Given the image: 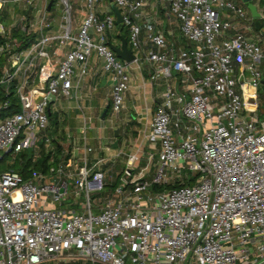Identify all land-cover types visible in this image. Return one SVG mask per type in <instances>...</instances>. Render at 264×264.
<instances>
[{"label":"built area","instance_id":"2783aa9c","mask_svg":"<svg viewBox=\"0 0 264 264\" xmlns=\"http://www.w3.org/2000/svg\"><path fill=\"white\" fill-rule=\"evenodd\" d=\"M97 2L82 0L84 18L75 29L72 0H0V56L6 57L0 74V161L26 149L38 157L42 142L55 151L48 134L50 105L57 95L72 94L73 77L80 87L93 51L112 80V117L124 107L132 63L148 64L149 84L164 81L147 135L157 155H148L139 172L133 168L139 155H128L122 184L113 191H106L109 179L96 168L103 161L91 166L88 155L72 171L54 155L48 172L24 176L13 168L0 170V264L64 258L89 264L262 263L264 46L231 19V14L244 18V29H253L251 12L231 0H166L162 19L145 10V0H112L129 31L135 60L128 64L109 45L116 15L101 19ZM20 3L37 7L35 16H17L19 24L39 19L31 24L33 35L27 23L1 21L6 4ZM49 6L61 14L51 32ZM174 24L185 46L176 42ZM28 35L30 44L21 49ZM61 48L67 51L58 60ZM12 93L19 109L1 117Z\"/></svg>","mask_w":264,"mask_h":264},{"label":"crops","instance_id":"0c3cea01","mask_svg":"<svg viewBox=\"0 0 264 264\" xmlns=\"http://www.w3.org/2000/svg\"><path fill=\"white\" fill-rule=\"evenodd\" d=\"M40 3V2H39ZM113 5L112 0H98L97 2V8L98 12L100 14V17L103 14L110 13L109 10V4ZM146 3V11H148L151 14H157L162 17V19H165L168 14V7H167V2L166 0H145ZM38 4V3H37ZM41 4V3H40ZM79 4L81 6L82 0H79ZM23 9H20V16L23 14H34L37 15V7L35 9H32L31 6L27 5V3H21L19 4ZM29 6V8H27ZM82 7V6H81ZM83 8V7H82ZM48 17L50 18L49 24L46 26V30L48 32L53 31V29L56 28V26L60 23L61 21V14L53 9H51V6L48 7ZM84 9L82 10L81 14L77 16V20L74 19L73 16V24L74 28L77 29V27L80 25L81 21L84 18ZM51 13H54L51 15ZM234 16V14H232ZM60 18L59 23L57 24V18ZM235 18H238L236 15L234 17H231L232 21H234V24L237 26V30L240 32H248V37L254 41H258L261 38V34L257 31V34L253 33L255 28L253 29H244L243 24H245V21L239 22ZM76 21V22H75ZM168 25V22H167ZM174 26V31L176 34V42L185 46L186 41L182 37L180 30L176 24ZM246 30V31H245ZM119 29L114 27V29L109 30L108 33L111 35V41L113 44L120 46L121 44V37L119 36ZM261 35V36H259ZM263 37V36H262ZM181 38V39H180ZM110 40V39H109ZM119 43V44H117ZM145 46L147 48L153 47L152 43L149 41H145ZM130 47V46H129ZM67 49L66 48H61L60 53L58 56V60H61L66 53ZM134 64V63H132ZM145 65V66H144ZM89 73L86 75V77L83 79L81 85L79 88H76L77 86V77H73V84L74 87L72 89V94L70 96H65V95H57L54 99L53 102L50 105L49 109V115L51 113L56 114L58 116L60 125H59V130L58 133L62 136H65V140H58L61 147L62 151L60 154V161L65 160L64 164H66L67 168L69 170H74L77 166L82 164V159L84 155H100L94 156L93 160H96L93 164H96L97 161L102 160V163H99V165L96 166V168H102L106 175L107 178H113L115 174L117 175L118 168L116 167V163L118 162V159L121 157H125L126 163H127V158L128 155L130 154H137L140 157V160L142 159L141 155H143L145 158L148 160V155H151L154 153L157 155L158 150H155L152 147V144L147 138L148 133L151 130V123L154 117L155 109H156V103H159L161 101V95L165 89L164 87V81L162 79L158 80L155 84H149L153 90L155 87L156 89H160V94L156 95L157 99H153L152 102L147 101L146 105L143 107L140 105H136V103L141 101V93L139 90H137L136 83L138 81H145V78H149V66L147 63L143 64L142 66L139 67L136 64L133 67H129L130 70L132 71V74H130L131 77V82H130V88L127 91L125 95V99L127 98H132V104L127 105L124 104L123 111H121L117 116L120 114H123L125 109L128 110V106L131 107V109L137 114V116H131L132 120L131 122L129 121V125H133V135H139L137 138L136 137V142L140 140V143H130L131 146L129 149H125V141H123V132L124 130L120 128V135H119V146L114 147L113 144L116 140L115 139L112 141H109L106 137H98L94 136L95 138L93 139V144L89 142L88 140V127L91 123H93V118H95V112L100 111V116H99V122L104 123L106 119H101V113L103 109L106 107L107 103V98L105 97V89L103 86V78L108 75L103 71V59L97 55V53H93L91 58H90V63H89ZM111 86V85H110ZM147 87V84H145V88ZM112 88V86H111ZM145 93L147 92L146 89L144 91ZM150 97L152 96V91L150 93ZM145 95V99L146 94ZM111 96H112V91H111ZM134 96V98L132 97ZM148 100V99H146ZM262 101V98H261ZM72 102H75L76 105H71ZM155 103V104H154ZM138 108V109H137ZM112 117V111L108 117L109 121L111 120ZM115 119V120H116ZM50 120V119H49ZM85 121L87 122V127L85 128ZM96 121V120H95ZM97 122V121H96ZM115 129V128H114ZM114 129H113V135H114ZM80 131L83 133L82 136H79V134L76 131ZM80 132V135H81ZM86 134V140L84 139V136ZM142 133V137H141ZM56 135H53V137ZM100 142V143H99ZM54 148L55 145L53 144ZM86 146L92 147L93 150L91 152H86L85 148ZM56 150V149H55ZM56 154V153H55ZM69 155V156H65ZM112 162H115L112 163ZM148 163V162H147ZM93 164H90L91 166ZM146 166V165H145ZM144 166V167H145ZM127 167L124 166L121 168L120 174L123 172L124 168ZM153 168V165H152ZM106 169V170H105ZM140 170L136 171L139 172ZM153 172V169H151L150 173H148V178H150L151 174ZM119 175V174H118Z\"/></svg>","mask_w":264,"mask_h":264},{"label":"rangeland","instance_id":"374dc122","mask_svg":"<svg viewBox=\"0 0 264 264\" xmlns=\"http://www.w3.org/2000/svg\"><path fill=\"white\" fill-rule=\"evenodd\" d=\"M233 2L234 5L236 6H239V7H242V9L246 12V13H249L250 10L247 6V3H244L242 0H231ZM256 6L258 7V9L260 11H264V0H252ZM107 2H109V0H107ZM72 3H73V16H74V19L77 20V16H79L83 10V8L80 6L79 4V0H72ZM21 4V3H20ZM109 4V3H108ZM23 6V5H21ZM19 4H13V5H10V4H6L4 6V13L3 15L1 16V21L5 24V25H8V24H17L19 25L20 27L25 25V23H27V21L25 22H22V24H19L18 23V19L17 16L19 15L20 12V9H23ZM109 10H110V14L115 16V13L114 11L112 10V7L111 5L109 4ZM27 8H29V6H27ZM60 12V11H59ZM9 14L12 15L13 19L12 21L10 22V18H9ZM54 13H51V15H53ZM232 17H234L232 14H231ZM16 18V20H15ZM236 20H238L239 22H242L244 21V18H235ZM34 20H35V23H36V20L38 21L39 23V19L35 18L33 20H28V23L27 25H30V29H31V32L32 33L31 35H33L35 29H36V26L33 25L31 26V24H34ZM59 20L60 18L58 17L57 18V24L59 23ZM263 23H264V19H262ZM48 22H50V19H48ZM76 22V21H75ZM75 25V24H74ZM114 27L118 28L117 24L114 25ZM13 30V28H12ZM26 33H29L27 30H25ZM246 31V30H245ZM75 32V31H74ZM24 33V34H26ZM255 34H257V31L254 30ZM91 34H92V39L94 40V42H98V35L96 33H94L93 29H91ZM244 34L248 35V32L246 31ZM30 35V36H31ZM29 35L27 37H30ZM181 39V38H180ZM257 42H259L262 46H264V37H261L260 40H258ZM119 44V43H117ZM93 53H95V51H93ZM135 64H131L129 67H133ZM142 68H143V65H141ZM145 66V65H144ZM75 70L77 71L78 68L76 67ZM129 73L132 74V71L130 70L129 68ZM103 86H104V89H105V97L107 98V102H109V100L112 99V96H111V91H112V80L110 78V75H106L104 78H103ZM145 84H147V87L145 88ZM111 85V86H110ZM136 86H137V90L140 91L141 93V101L136 103V105H140L143 107L146 105V102L147 101H150L152 102L153 99H157L156 98V95H159L160 94V89H156L155 87L151 88V86L149 85V80L147 78H145V81H138L136 83ZM146 89V93L144 92ZM152 91V96L150 97V93ZM146 94V100L145 99V95ZM134 98V96H132ZM132 98H127L125 99L124 98V104L127 103V105H131L132 104ZM148 103V102H147ZM145 104V105H144ZM155 104V103H154ZM157 104V103H156ZM71 105H76L75 102H72ZM128 110L125 109L124 113L123 114H120L117 119H116V116H114V118H111V120L109 121L108 117L111 113V110L110 112H108L107 116H106V120L104 121V123L102 122H99V116H100V111H97L95 112L94 116L95 118H93V123H91L88 127V140L90 143L93 144V139L95 138L94 136H98V137H103V138H109L108 140L109 141H113L115 139V136L113 135V129L114 128H117V127H121L123 130H124V134H123V141H125V149H129L131 144L132 143H140V140L136 142V137L139 138L138 136L139 135H133V125H129V121L131 122L132 120V117L131 116H137V114L135 113V110L133 111L131 109L130 106H128ZM138 109V108H137ZM123 111V110H122ZM116 119V120H115ZM97 122H96V121ZM79 136H82V132L81 130L80 131H76ZM80 132H81V135H80ZM52 136V135H51ZM142 133H141V137H142ZM56 136H54L55 138ZM100 143V142H99ZM131 143V144H130ZM60 156L61 155H54V158L55 159H59L56 161V163L60 162ZM94 156H98L100 157V155H89V160L91 162V164H93L96 160H93L95 158H93ZM142 159L140 161H138L137 163H135V166L133 167L136 171L142 169L145 165H147V158H145L143 155H141ZM37 159V156L34 154V160ZM17 161V157L16 155L12 154V155H6L5 159L0 161V167L2 170H5V169H8V168H13V169H16L15 168V162ZM63 163H64V160H63ZM151 164L150 163V167H151ZM116 167L115 168H118V172H117V175L115 174L114 176H112L113 178H109V184L107 185L106 187V191H113L115 190L119 185L122 184V180H121V174H120V171H121V168L126 166L127 163H126V159L125 157H121L118 159V162L115 164ZM17 166V165H16ZM106 170V169H105ZM119 174V175H118ZM50 177H52V175L49 173L48 174ZM104 195V194H102ZM93 199L95 198V196L93 195L92 197ZM56 261H59L58 263L60 262H64V263H71V262H75V261H70L69 259L67 258H64V259H61V260H56ZM66 261V262H65ZM47 262H52V261H47ZM46 262V263H47ZM238 264H242L241 262H239Z\"/></svg>","mask_w":264,"mask_h":264},{"label":"trees","instance_id":"16d2710c","mask_svg":"<svg viewBox=\"0 0 264 264\" xmlns=\"http://www.w3.org/2000/svg\"><path fill=\"white\" fill-rule=\"evenodd\" d=\"M117 26H118V29L120 31L119 36L126 37L129 40V31L124 26V24L123 23L117 24ZM14 34L19 38H24L23 33H21V31H19V30H15ZM108 38L111 41V35L109 33H108ZM29 44H30V37H28V38L25 37V40H23L22 43L20 44V48L21 49L26 48ZM5 64H6V57L0 56V74H1L2 68ZM1 91H2V86L0 85V95L2 93ZM260 92H261L260 95L262 98L260 115H261V117L264 118V86H261ZM18 109H19L18 100L15 97L14 93H12V95H11V106L8 110L2 112L1 117H4L5 115L12 114L13 112L17 111ZM111 109H112V100H110V107H109L108 112H110ZM107 114H106V116H107ZM49 119H50V126L48 129V134L50 136L52 135L51 136L52 137V143L55 145L56 150L55 151L48 150L46 148L44 142H42L40 144V149H39L38 157L36 160H34L35 152L33 150L26 149V150L22 151L21 153H19L16 156L17 161L15 162V168H16L15 170L20 171L24 176L31 175L33 171L48 172L49 166H50L49 159H50L51 155H58L62 151V147H61L58 140L59 139L65 140V136H62L58 133L59 125H60L58 116L56 114L51 113L49 115ZM53 135H56V137L54 138ZM66 156H69V155H66ZM57 160H59V159H55V161H57ZM0 170H2L1 167H0ZM167 187L168 186H166V188ZM154 189L155 190H163V189H165V187L155 186ZM41 264H89V263H83V262H71V263L60 262V263H58V262L52 261V262H47V263L44 262Z\"/></svg>","mask_w":264,"mask_h":264},{"label":"water","instance_id":"95a60500","mask_svg":"<svg viewBox=\"0 0 264 264\" xmlns=\"http://www.w3.org/2000/svg\"><path fill=\"white\" fill-rule=\"evenodd\" d=\"M244 3H247V6L251 12V15L256 18L255 21V30L258 31L263 37H264V25L260 21L261 13L258 11V8L256 4L252 0H242ZM112 10L114 11L116 15V23L121 24L122 19V13L120 9L116 5H112ZM101 19L103 17L101 16ZM120 34V32H119ZM121 37V44L120 46H117L113 44L112 42H109L110 47L115 51V53L118 55L119 58L124 60L126 63L131 64L135 60V55L133 54V50L129 47L128 39L126 37ZM264 83V81H263ZM110 102L107 103L106 107L103 109L101 113V119H106V114L109 110ZM119 135H120V128L117 127L114 129V136L116 137V140L113 144V146L116 148L119 146ZM260 264H264V261Z\"/></svg>","mask_w":264,"mask_h":264},{"label":"flooded vegetation","instance_id":"af4514ba","mask_svg":"<svg viewBox=\"0 0 264 264\" xmlns=\"http://www.w3.org/2000/svg\"><path fill=\"white\" fill-rule=\"evenodd\" d=\"M255 21H256V18H254V20H253V26H254V28H255ZM261 22H262V24L264 25V23H263V21L262 20H260ZM108 113V112H107Z\"/></svg>","mask_w":264,"mask_h":264}]
</instances>
